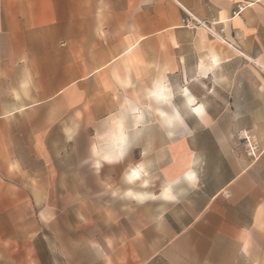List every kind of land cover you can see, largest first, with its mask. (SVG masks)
Instances as JSON below:
<instances>
[{
    "label": "crops",
    "instance_id": "crops-1",
    "mask_svg": "<svg viewBox=\"0 0 264 264\" xmlns=\"http://www.w3.org/2000/svg\"><path fill=\"white\" fill-rule=\"evenodd\" d=\"M22 81L74 91L63 143L101 176L79 186L93 201L79 196V239L59 249L50 205L39 216L1 163L0 264H264V153L254 162L237 137L264 149V0H0V98ZM20 111L0 106L1 162Z\"/></svg>",
    "mask_w": 264,
    "mask_h": 264
},
{
    "label": "rangeland",
    "instance_id": "rangeland-1",
    "mask_svg": "<svg viewBox=\"0 0 264 264\" xmlns=\"http://www.w3.org/2000/svg\"><path fill=\"white\" fill-rule=\"evenodd\" d=\"M48 83L52 82L22 81L19 91L21 96L0 98V106L4 108L7 115L10 110L21 108L15 118L17 123L15 131H21L22 134L20 140L17 139L7 145V156H16L15 160L0 161V165L3 163L10 166L16 165L17 172L21 175L17 179H20L23 186L30 189L32 195L36 197L39 216L43 215V204L50 205L51 213L48 216L56 220L51 225L53 228L51 232L55 235L54 241H48V244L52 243L53 247L59 249H67L70 248L71 241L79 239L77 236L79 233L77 217L81 215L78 209L79 196L82 202L85 201L84 198L87 203L92 204L93 201L91 194L78 193L79 186L83 187L85 183L94 185L96 180L99 182L101 175L98 173L96 177V171L90 167L94 166V162L84 165L79 161L77 146L74 143L71 142L69 145L63 143L65 141L63 130L70 127L72 131H76L79 98L73 90L65 91L57 96L41 95L47 92L44 87ZM14 84L17 85V82H7V88L13 87ZM81 103H84L83 99ZM85 104L88 106L89 102ZM13 131L11 127L10 132ZM46 134V147L50 154L48 161L39 153L41 146L35 144L36 140L41 139L40 135ZM3 170L7 172V169L3 168ZM104 173L106 176L109 174L107 170ZM89 211L92 215L93 210ZM43 233L49 235L50 231L44 230ZM47 237L49 240V236ZM40 246L45 247L44 243Z\"/></svg>",
    "mask_w": 264,
    "mask_h": 264
},
{
    "label": "built area",
    "instance_id": "built-area-1",
    "mask_svg": "<svg viewBox=\"0 0 264 264\" xmlns=\"http://www.w3.org/2000/svg\"><path fill=\"white\" fill-rule=\"evenodd\" d=\"M241 10L242 9L239 8L237 14H239ZM191 21L195 22L194 18L189 15L184 22L186 26L190 27ZM237 137L243 143L247 157L251 158L254 162L258 161L263 155L264 149L262 148L257 135L247 130H240Z\"/></svg>",
    "mask_w": 264,
    "mask_h": 264
},
{
    "label": "clouds",
    "instance_id": "clouds-1",
    "mask_svg": "<svg viewBox=\"0 0 264 264\" xmlns=\"http://www.w3.org/2000/svg\"><path fill=\"white\" fill-rule=\"evenodd\" d=\"M176 108H179L178 106H176ZM168 135H171V133H168ZM121 161V160H120ZM116 162H119V161H116ZM105 163H108V164H112L113 162H110V161H106ZM103 165H101L100 167H102ZM125 175V174H124ZM136 175V173H133V176H135ZM124 177V176H123ZM137 179H139V177H137ZM196 179H197V176H196V174L195 173H193V174H191V175H188L187 177H186V181L188 182L187 184H186V186H187V188H190V189H196L197 188V186H196V184L195 183H193L194 181H196ZM145 183H147V182H145ZM181 183H182V181L180 180V179H177L175 182H174V184L175 185H181ZM169 190H171V186H169ZM113 194V196H116V195H118L117 193H112ZM131 192H127L126 193V195L127 196H131ZM188 195V192L185 190V188L184 187H181V188H179L178 189V191L175 193V195H171V199L172 200H174L175 201V203H178V202H180V200H181V197H184V196H187Z\"/></svg>",
    "mask_w": 264,
    "mask_h": 264
}]
</instances>
